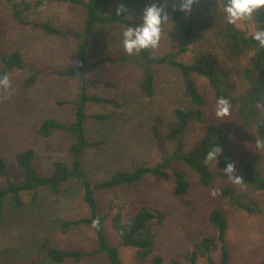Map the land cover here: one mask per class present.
Here are the masks:
<instances>
[{
  "label": "rangeland",
  "instance_id": "1",
  "mask_svg": "<svg viewBox=\"0 0 264 264\" xmlns=\"http://www.w3.org/2000/svg\"><path fill=\"white\" fill-rule=\"evenodd\" d=\"M153 2L154 0H150V3ZM207 2L205 4L203 0H199L193 7L191 19L195 23V32L200 37L179 60L185 64L195 61L210 62V66L218 67L229 77L236 86L237 94L241 95L247 88L241 73L246 67L248 57L236 60L226 53L217 35L218 29L226 22L223 6L213 1ZM172 7L169 0V16ZM140 15L141 13L132 15L131 26L139 23ZM35 17L49 20L72 32H81L83 26L81 10L66 3H44ZM235 25L238 28L246 26L245 21H238ZM121 31L122 26L97 27L91 35L88 60L92 67L86 77L98 75L99 83L90 92L101 96L117 93L123 101V109L112 120L101 124L90 119L86 124L88 138L103 143L99 148L84 153L81 159L82 170L91 186L108 179L117 171L130 170L134 165L153 163L155 157H152V152L159 146L157 141L151 139L149 129L157 117L164 121L162 146L168 151L173 148V110L179 106L183 94L180 74L173 68H156V94L153 98H146L139 91L140 74L133 64H98L99 59L122 51ZM0 34L2 47L17 50L25 62L34 68L47 67L65 71L76 65L78 39L52 38L20 27L5 4H0ZM181 38V33L169 17L168 23L163 25L161 41L156 51L162 54L175 52ZM8 77L10 87L3 90L0 102V153L7 161L10 172L19 174L13 165L15 153L29 149L34 152V167L41 176H48L55 162H64L70 166L68 146L72 138L62 134L43 139L36 135V128L47 118L71 121L73 103L81 85L78 78H40L34 85L26 88L24 84L30 73L14 72ZM195 82L206 99L205 119L220 124L231 138V145L239 151L234 175H237L239 166L245 162L263 166V162L259 161V157L264 156L262 149L258 150L251 141L245 144L240 140L243 129L236 109L231 107L230 114L224 120H218L215 117L216 102L209 81L204 77H195ZM106 83L112 87L108 88ZM88 111L94 113L101 110L88 107ZM204 130L205 126L199 123L191 126L187 134V149L203 136ZM215 172V181L206 188L201 187L196 177L190 174L191 189L182 197L174 195L168 182L147 177L138 185L129 188L96 193L95 198L103 215L116 213L119 208H123L125 216H131L140 206L160 211L164 215V227L156 238L155 253L162 256L165 264H170L171 260L188 264L184 255L192 249L189 239L212 233L209 214L213 209L221 210L227 218L228 264H258L264 255L263 215L231 207L219 195L212 196L211 193H219L222 188L231 186L238 194L248 195L252 202L259 204L264 213V192L235 184L218 169ZM2 186L0 179V188ZM80 190L81 183L71 180L57 195L40 190L34 208L7 210L4 224L0 228V264H40L43 254L50 248L94 249L95 235L91 228L76 229L63 234L57 226L60 220L87 216ZM105 231L111 242L117 245L109 218L105 222ZM118 248L122 264H149V261L138 262L132 249L122 246ZM4 251H8V254H3ZM211 258L214 264H220L217 253L212 254ZM65 264L108 262L100 256L80 263L69 261ZM197 264H208V261L202 258Z\"/></svg>",
  "mask_w": 264,
  "mask_h": 264
},
{
  "label": "trees",
  "instance_id": "2",
  "mask_svg": "<svg viewBox=\"0 0 264 264\" xmlns=\"http://www.w3.org/2000/svg\"><path fill=\"white\" fill-rule=\"evenodd\" d=\"M203 1L205 4L207 1H213L223 7L225 3V0ZM47 2L66 3L79 8L83 14L81 32H72L49 20L36 18L38 9ZM0 4L9 7L12 18L20 27L52 38L78 39L76 65L65 71H56L47 67L34 68L28 65L20 52L2 47L0 34V74L9 75L24 71L30 73L24 84L26 88L34 85L40 78L56 76L77 77L81 84L77 99L73 103L74 113L70 122L47 118L36 128V135L43 139L62 134L72 138L68 146V153L71 155L70 166L64 162H55L51 173L48 176H41L34 167V152L29 149L15 153L13 165L19 172L15 175L10 172L7 161L0 153V179L3 182L0 188V228L4 224L7 210L21 211L34 208L40 190L57 195L69 181L77 180L81 183L80 196L87 216L60 220L57 226L63 234L76 229L91 228L96 246L91 250L50 248L43 254L40 264H65L69 261L80 263L100 256H103L108 264H122L118 246L132 249L138 262L165 264L162 256L155 253L156 238L164 227V215L160 211L140 206L131 216H125L123 208H119L116 213L103 215L95 195L99 192L129 188L138 185L147 177H152L168 182L174 195L182 197L191 189L190 174L196 177L201 187L206 188L215 181V169L222 171L228 162L236 166L239 151L231 145V138L220 124L205 119L206 99L199 91L195 77H204L209 81L215 102L223 97L236 109L237 118L243 129L240 132L243 133L240 134V140L245 144H249L250 141L254 144L257 141L264 143V48L259 47L252 39L256 30H264V9L256 12L251 19L245 20L244 28L225 22L217 32L224 50L230 57L236 60L248 57L246 67L241 73L247 88L241 95L237 94L236 86L229 77L218 67L210 66V62L195 61L185 64L179 60L200 36L195 32L192 15L186 16L178 10L171 11L169 16L182 37L175 52L162 54L155 49L128 56L120 51L98 60V64L118 65L126 62L133 64L140 74L139 91L146 98H153L156 94V68H173L180 74L183 94L179 106L173 110L175 126L171 133L172 150L168 151L162 146L164 121L157 117L149 129L151 139L157 141L159 146L152 152V157H155L153 163L134 165L130 170L117 171L108 179L91 186L82 170L81 159L84 153L99 148L103 143L88 138L86 124L90 119L96 123H106L123 109V101L117 93L101 96L90 92L91 88L99 83L98 75L86 77L92 67L88 60L91 35L97 27L132 25V15L141 13L142 9L150 4V0H0ZM121 6L126 12L117 16L116 10ZM106 84L108 88L112 87ZM3 90L0 89V102ZM88 107L101 111L89 113ZM196 123L205 126L203 136L187 149L188 130ZM215 144L223 147V154L214 167L212 163L206 161L205 156ZM262 151L261 153H264V149ZM259 159L264 166V156ZM263 166L253 162L241 164L236 175L242 178V184L239 185L247 186L253 191L264 192ZM218 195L231 207L240 208L247 213H258L264 217L259 204L252 202L248 195L238 194L231 186L222 188ZM108 218L117 245L111 242L105 231V222ZM209 223L212 233L189 239L192 249L184 255V260L188 264H197L202 258H206L208 264H214L211 258L214 253L220 256V264H228L227 218L221 210L213 209L209 214ZM3 254H8V251H4ZM170 264L179 262L171 260ZM258 264H264V255Z\"/></svg>",
  "mask_w": 264,
  "mask_h": 264
},
{
  "label": "clouds",
  "instance_id": "3",
  "mask_svg": "<svg viewBox=\"0 0 264 264\" xmlns=\"http://www.w3.org/2000/svg\"><path fill=\"white\" fill-rule=\"evenodd\" d=\"M199 0H171L173 5L172 11H179L186 16L191 15L193 7L198 4ZM169 0H154L153 3L142 9L139 17V23L135 26L124 24L120 33V46L122 51L132 56L148 50L158 48L163 25L168 23ZM264 9V0H225L223 13L226 23L235 25L238 21L251 19L259 10ZM126 9L121 6L116 10V15L121 16ZM252 39L257 42L258 46L264 48V30H256ZM10 87V80L7 74H0V89ZM231 104L228 99L220 97L216 100L215 117L218 120L230 114ZM258 150L264 149V143L256 142ZM223 154V147L215 144L207 152L205 159L214 167L219 163V158ZM223 176L235 184H242V178L234 175L235 164L228 162L222 169ZM212 196H217V192H212Z\"/></svg>",
  "mask_w": 264,
  "mask_h": 264
}]
</instances>
